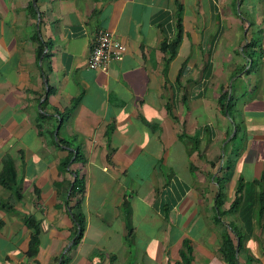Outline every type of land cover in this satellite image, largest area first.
<instances>
[{"label": "crops", "instance_id": "1", "mask_svg": "<svg viewBox=\"0 0 264 264\" xmlns=\"http://www.w3.org/2000/svg\"><path fill=\"white\" fill-rule=\"evenodd\" d=\"M249 4L0 0V264H178L185 241L192 264H229L221 245L237 232L238 264H264L258 211L250 230L245 201L232 209L237 180L264 181V112L243 109L236 152L219 105L232 79L247 85ZM251 21L249 34L264 23ZM101 30L127 48L107 71L88 65ZM247 136L263 149L251 182ZM9 158L13 189L1 181ZM76 179L83 190L71 195ZM28 217L42 225L34 258Z\"/></svg>", "mask_w": 264, "mask_h": 264}, {"label": "trees", "instance_id": "2", "mask_svg": "<svg viewBox=\"0 0 264 264\" xmlns=\"http://www.w3.org/2000/svg\"><path fill=\"white\" fill-rule=\"evenodd\" d=\"M181 21V20H180ZM180 26V31L182 32V27L181 23H179ZM257 32L261 33L259 30ZM255 35V32H253L252 36ZM182 40V33L178 35V38L175 42L172 44L167 45V50L171 51V56L166 60L167 63H169L171 60H173L176 56V50L178 48V45L180 41ZM257 43L258 41L256 38L251 37L249 38V41L245 44V48H247L248 55H247V60L249 63H247V67L245 66L244 69H242V72L247 71V75L251 74L252 69L249 68L250 63L252 61L251 56H255L257 54ZM43 53V52H42ZM232 86L230 88L228 87L224 91L221 92L220 98H219V105H220V110L221 113L226 116L227 118L230 119L232 122V127L236 126L235 122V117L234 114L237 112V104L239 98L233 93L232 91ZM236 128V127H235ZM78 158L83 159L82 156ZM73 156H71L69 159L64 162V166H68L71 159ZM9 160V161H8ZM7 162V167L10 166L11 164V169H12V176L9 177L8 174H6V170L2 176V183L8 187L9 189H13L16 186V171L13 166L12 160L6 159ZM6 167V166H5ZM263 180H254L252 183H247V193H243L244 188H245V183L241 180V182L238 185L237 188V198L232 204V209L233 210H238L243 207V203L247 204V227L252 230L253 227V221H252V214L254 211H258L259 214V220L261 226L264 227V188ZM83 184L80 182L78 179H76L74 185L72 186V192L71 195L75 194L77 189L78 190H83ZM241 196L239 197V195ZM245 194V195H244ZM71 197V196H70ZM244 200V201H243ZM75 222L77 223V241L76 243L80 240L83 231H84V223L81 218V216H75ZM25 223L28 226L29 229L32 230V235H31V241H30V249L28 252L29 258H34L39 251V244H40V234L42 232V225L40 221H37L33 217H28L25 219ZM248 238V235H247ZM236 239H240V247L238 248ZM244 238L240 235V233L237 232L236 238L227 236L223 239L222 245H221V251L223 253L224 259L227 261L229 264H238V259H237V250L242 249V243H243ZM181 262L178 264H192V246L189 241H185L183 248L181 249ZM263 257H264V251H263ZM250 260H254V258L250 257Z\"/></svg>", "mask_w": 264, "mask_h": 264}, {"label": "rangeland", "instance_id": "3", "mask_svg": "<svg viewBox=\"0 0 264 264\" xmlns=\"http://www.w3.org/2000/svg\"><path fill=\"white\" fill-rule=\"evenodd\" d=\"M249 3L250 4L247 6V41H249V38L254 37V38H256L258 43H257V54L255 56H251L252 61L250 63L249 68H251L252 71H251V74L249 76H247V85L245 86V83L243 81H239L237 79V81L235 82L232 79V85H233L232 91L239 98V100H237L238 101L237 112H235V114H234L236 126L233 127V130H234L233 133L234 134L236 133V135H235L234 140L232 141V144L236 148V152L238 151V149H241V148H242L241 151H243V150H245V147H246L243 144V137L246 136L245 129L243 127L244 126L243 125V112H244L243 109H246V111L248 113L252 112V115H254V116L260 114L261 112H264V105H263L264 99L263 98L260 99V100H262L261 104L257 103L259 101V98L257 97L258 101L254 105H251L252 104L251 103V101H252L251 97H252V94L255 92L256 88L258 87V88H260V90L262 89L264 91V23L262 24L261 28L251 27V31L255 32L254 36H252V34H249L250 27H248L249 23L252 22L251 21L252 19L254 21L259 20V21L264 22V0H249ZM248 8H250L251 10H248ZM253 8H255V9H253ZM257 30H259L261 33L257 32ZM246 52L248 55L247 48H246ZM226 63L228 65V61H226ZM247 63H249L248 60H247ZM227 78H229V77H227ZM263 94L264 93L261 92L260 96ZM247 128H249V127L247 126ZM247 131H248V129H247ZM255 142L258 144L260 143V142H258L257 139ZM250 145H251V141H250V138L247 136V180L251 182L256 178V177H254L255 176V161H256L255 159H258L259 156H260V158L262 157V155H258L259 154L258 152L260 150H263V149H261V147H259V146H258V148H256V145H255V149H252V147H250ZM241 151L238 153V157H236L234 160V164H233L234 165V168H233L234 172H236L239 168V164H240L239 159L242 156V154H240ZM222 163L223 162L221 161L220 165L224 164V163L223 164ZM231 181H232V179L228 178L227 182L230 183ZM239 183H240V181L237 180L235 183V187H237L239 185ZM247 185H245V186H247ZM263 187H264V185H263ZM228 196L229 195L226 192V198H228Z\"/></svg>", "mask_w": 264, "mask_h": 264}, {"label": "built area", "instance_id": "4", "mask_svg": "<svg viewBox=\"0 0 264 264\" xmlns=\"http://www.w3.org/2000/svg\"><path fill=\"white\" fill-rule=\"evenodd\" d=\"M127 48L108 30L97 33L89 52L88 65L91 69L107 71L111 63L123 61Z\"/></svg>", "mask_w": 264, "mask_h": 264}]
</instances>
